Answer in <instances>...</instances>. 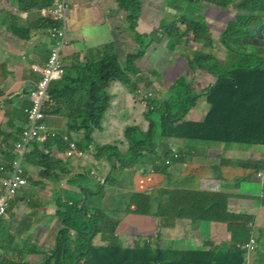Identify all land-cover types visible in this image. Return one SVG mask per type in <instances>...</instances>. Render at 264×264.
<instances>
[{"label": "trees", "instance_id": "obj_1", "mask_svg": "<svg viewBox=\"0 0 264 264\" xmlns=\"http://www.w3.org/2000/svg\"><path fill=\"white\" fill-rule=\"evenodd\" d=\"M43 1L11 0V4L21 10L52 4V0ZM177 1L178 11L173 20L160 25L151 34L142 35L136 27L140 21H145L144 10L149 0H109V14L104 23L111 41L96 49L95 54L90 51L87 55L70 57L67 64L64 61L62 78L51 84L50 98L43 108L45 122L52 125L54 120L65 119L66 127L60 130L49 128L47 124L45 139L31 142L23 167L33 166L40 170L37 176H30L31 180L48 184L58 175H67L66 183L71 185L78 181L81 185L83 180L92 178L90 166L101 162L109 164L110 169L104 174V183L98 182L94 188L82 187L78 198L68 193L56 197L58 216L72 231L67 241L76 246L71 251L72 262L69 263L65 258L66 230L64 233L58 231L57 250L51 255L45 252L43 264H264L259 251L250 263L236 246L223 251L218 247L184 248L175 244L184 225L196 226L197 221L212 220L227 224L228 228L233 221L239 220L242 234L251 230L257 233L258 250L261 242L264 244V230L259 229L264 223V199L260 205L261 214L228 212L233 207L231 203L236 206L240 199L239 195L226 192L232 189L229 180L237 175L238 167L248 168L238 161L232 164L225 163L221 157L216 159L211 151L212 144L264 146V0ZM200 3L212 4L216 14L221 11L226 12L227 17L234 16L232 22L226 20L229 23L227 30L214 32L217 33L215 37L205 20L195 15L194 4ZM168 5L173 6V0H168ZM113 14L116 16L112 17ZM48 21L51 26L57 23L52 19ZM244 23L250 24L251 29ZM143 38L151 39L149 43L166 39L171 51L178 48L188 51L190 38L197 45L186 58L189 68L179 80L183 94L176 109L165 115V106L157 108V103L150 105L148 99L144 113L148 129L144 132L136 127L125 129L124 139L129 144L126 152H121L115 144L103 143L95 147L94 154L84 153L86 146L94 140V132L103 129L104 114L111 100L106 85L116 79L132 91L140 80L148 84V75L139 77L141 69L136 66V61L145 55L144 51L136 49L137 45H142ZM250 44L255 45V49ZM222 49L227 54L224 60L219 58ZM190 71H195V75ZM134 96L138 101V94L134 92ZM196 98L204 99L208 106L203 120H183L184 110L189 105L193 109ZM10 101L6 99L1 105ZM6 113L8 120L0 122V154L9 162L21 133V127L14 119L20 118L24 109L15 107L14 113L12 109ZM157 114L160 122L153 119ZM64 136L76 140L75 146L78 150L84 149V155L71 152L69 140ZM162 144L190 147L189 151L195 155L198 190H161L155 197L148 194L158 189L155 184L158 173L168 177L166 169L169 166L165 162L172 155L165 148L163 155L167 158L160 159ZM202 148H207L204 151L207 153L200 155ZM185 151L187 149L181 150L180 155ZM54 153L61 156L55 157ZM158 165H161L159 170ZM147 168L153 172L149 173ZM240 179L248 180L242 175ZM258 182L260 185V180ZM114 189L117 193L110 196ZM141 202L143 207L137 210L135 204ZM213 207L218 211L210 210ZM117 213L121 216L114 217ZM128 214L137 219L148 217L149 222L167 217L173 227L154 230V240L139 236L136 240L125 241L120 239L118 232L121 217ZM259 215L262 216L260 220ZM4 233L13 238L9 230ZM99 235L102 243L96 244L94 239ZM13 243L9 242L7 246L13 252L3 257L0 264H23L26 252L30 255L36 252L31 242H27L29 250H22L19 244L13 246Z\"/></svg>", "mask_w": 264, "mask_h": 264}, {"label": "crops", "instance_id": "obj_2", "mask_svg": "<svg viewBox=\"0 0 264 264\" xmlns=\"http://www.w3.org/2000/svg\"><path fill=\"white\" fill-rule=\"evenodd\" d=\"M68 1L70 4L68 16L70 19L69 31L71 47L67 50L64 57L66 64L69 62L70 57L75 55H87L90 51H94L95 54L96 49L102 48L105 44H107H102L100 42V38L103 37L104 34L107 37L105 30L110 35V32L104 23V20L108 18L107 14H109V0ZM34 2L44 1L34 0ZM47 7L48 6H43L41 8L21 10L20 8L13 6L11 4V0H0V122L8 120L6 112L10 109H12V112L14 113L15 107L24 109L31 104L26 95L30 90V86H34L40 79L41 74L39 73V70L45 67L51 46V42L48 37V32L51 28V25L48 19H52V16L50 14L45 16V10ZM146 8L144 10L146 14L145 21L143 23L140 21L141 24L139 32H141L142 35L152 29L147 23L149 20L148 16L150 17L152 14ZM102 17H104V19ZM45 21H47V23ZM106 91H108V94L111 97L110 102L113 100V104L111 107L107 108L104 114L103 129L95 131L93 137L94 140L97 139L98 144H115L121 152H126L127 143L123 136L125 128L136 126L144 132L147 130L148 125L141 116L140 112L137 110L138 104L131 102L133 96L130 93V90L127 91V88L121 85L119 82H112ZM9 98H12L13 100H11L9 103H6L5 105H1L4 100ZM194 111L200 113V111L197 109H194ZM203 113L204 112L200 113L201 118L194 119L193 115L188 118V120L202 121ZM131 116L133 119L130 118ZM14 121L16 124H19V127L22 128L27 121V115L24 113L20 118H15ZM52 123V125L47 123L49 128H58L60 130H64L66 127L65 119H59L58 121L54 120ZM119 132L120 135L117 134ZM168 146L169 153L172 155V158L167 159L165 162L169 166L168 169H166L168 172V177L164 176L162 173H158V178L155 180V184L158 186V189L148 193L151 197H155V194L161 192V190L178 189L188 191L199 189V178L195 171V155L189 151L190 147L186 144H168ZM183 149H187V151H185L183 155H180L181 150ZM205 150H207V148H202L203 152H199V154L201 155L207 153L204 152ZM211 151L215 155L216 159L221 157L224 161H226L225 163L232 162V164L238 161L239 163H244L248 168L242 169L238 167L236 172L237 175L229 180L231 185L235 183H240L241 185L247 184V190H249L251 183H253L255 187H260L258 180L255 179L257 171H254L255 169H253V167H261L264 164V160L262 159L264 156V146L243 147L235 144H232L231 146H225L224 144H212ZM159 156L161 160H165L167 158L163 155V151H159ZM259 163H261L260 166ZM0 165H7L5 156L3 154H0ZM160 166L161 165L157 166L158 170ZM107 167L109 168V164ZM147 169L149 173L153 172L152 169ZM25 171L26 175L28 173L30 176L31 174L37 175L39 169L31 166L28 169H25ZM28 175V182H30L31 178H29ZM240 175H242L244 179L247 178L249 181L240 179ZM1 176L2 173L0 172V177ZM240 180H243L244 183L243 181L240 182ZM89 183H92V178L90 179ZM48 185L23 188L17 192L15 198L12 200L8 211L9 216L13 215V217H11V222L18 224L22 228H26L25 235L19 237L15 231V228L6 227V230L14 229L15 238L13 240H15L16 243L22 245L23 243L31 242L32 246L35 247V235L37 233L35 229L38 228V230H40V228L43 227L45 223V219L40 213L44 212L45 208L47 209V213L50 215V217L54 215L52 206L47 205V200L49 197H53L51 194V189L54 188L55 185L53 183H49ZM90 185L91 184L88 186L86 184H82L79 186V188L85 186L89 187ZM58 188L65 192L70 190L66 188V185L61 183H59ZM143 188L144 185L141 186V189ZM226 192L230 194H236L231 191ZM112 194H116V191H111L110 196ZM73 195L81 196V193L79 192L78 194ZM252 195L255 196L256 194ZM34 199L40 202L41 207L37 206L36 208L32 209L25 206ZM233 201L238 202L237 199H233ZM135 205L136 209L139 210V207H143V202ZM109 206L110 202L108 207ZM231 206L233 207L230 209L236 208L239 206V203H236V206L231 203ZM164 208L165 207L162 206V209ZM210 210L218 211L214 207L210 208ZM260 210L261 209L250 213L252 215H256L260 212ZM243 214L249 213L245 212ZM115 215H118L117 217L121 216L120 213ZM258 219H262V216L259 215ZM172 227L173 224L167 217H159L156 220L151 219L149 222L148 217L143 216L137 219L134 217V215L128 214L121 217L118 234L120 239L123 238L125 241L136 240L139 236L154 240V230H161V228L169 229ZM226 227L227 224L225 225L215 220L197 221L196 226L186 224L182 227V235L179 238V241L175 242V244L181 245L184 248H187L190 245L205 248L217 247L216 242H212V239L209 242H200L201 239L199 237V228L216 231V236H218L228 234L226 233ZM186 229H189L191 233L194 232L196 237L195 240L185 239V236L187 235ZM122 231H124L123 235ZM245 231L247 232V230ZM45 236L43 241L44 243ZM27 238H29V241ZM0 240L7 241L9 239L5 237L3 238L2 236ZM51 242L47 244H50ZM95 242L99 244L98 239ZM100 243H102L101 239ZM14 245L16 244L13 243V246ZM228 248L229 247H226L222 250L225 251ZM45 249L48 251L47 247ZM0 250L3 251L1 248ZM31 260L41 262L43 258H37L34 255H30L28 264L35 262Z\"/></svg>", "mask_w": 264, "mask_h": 264}, {"label": "rangeland", "instance_id": "obj_3", "mask_svg": "<svg viewBox=\"0 0 264 264\" xmlns=\"http://www.w3.org/2000/svg\"><path fill=\"white\" fill-rule=\"evenodd\" d=\"M177 2H178L177 0H173V6H169L168 0H149L148 8L146 9H148L152 15L150 17L148 16L149 20L147 23L152 28V31H154L160 25L164 26L165 23L170 22L171 20L175 18L176 11H178V9L176 8ZM212 7H213L212 4L209 5L207 3L194 4V9L196 11L195 15L200 16L203 20H205L207 26L211 28L210 31H213V33L223 32L227 30L228 24L233 21L234 16H231V18L227 17L228 14L226 12H221V11L217 13L218 14L217 15L215 13L216 11ZM103 16H104V13H103ZM115 16L116 15L113 14L112 17H115ZM102 18L104 19V17ZM226 20H228L229 23ZM45 22L47 23V21ZM238 24L240 23L238 22ZM244 24L245 26H247L248 29H251L250 24L248 23H244ZM139 29H140V25L138 23V26L136 27V31L139 32ZM131 31H132V28L128 29L129 33ZM105 32L107 34V37L104 34V36L100 38V42L102 44L109 43L111 41L109 33L106 30ZM214 34L216 37L217 33H214ZM150 40L151 39L143 38L142 45L136 46L137 50L145 52L144 57L136 61V66L141 69L139 72V77L141 76L144 77V75L146 74L148 75L149 82L148 84H145L143 81H141L137 77V79L140 80V83L136 81L138 84L131 91V94L133 96V99L131 102L132 103L137 102L138 104L137 110L138 112H140L143 118H144L145 109L148 105V99L151 100L150 105L154 102L157 103V108H160L161 106H165V110H166L165 115L171 114L176 109L175 105L179 101V97L183 94L182 86L179 80L180 78L183 77L184 73L187 71L188 63L186 62V58L187 56H190L191 52H193V50L197 47V45L194 43V41L191 38L188 41L189 43L188 51L182 48H178L177 51H171L167 47L166 39L162 41L152 40L153 42L149 43ZM250 45H252L253 46L252 48L255 49V45L253 44H250ZM235 46H239V45H235ZM226 55H227L226 51L223 49L219 52V58L222 60L226 58ZM190 73L191 75H195V71H190ZM112 82H117V80L114 79ZM112 82H109L106 85V89L111 85ZM31 89H33V86H30V90ZM129 90L131 89L127 88V91ZM137 90H140V93H137ZM134 92L138 94V101L134 96ZM9 100H13V99L9 98ZM196 102L197 104L193 109H191V105H189L190 107L184 110L183 117H182L183 120H187L193 115H194V119L201 118V114H200L201 112H204L202 114V118L204 117L205 111L208 106L205 104L204 99L198 100L196 98L194 100V104ZM112 104H113V100L109 103V107H111ZM194 109H197L198 111H200V113L195 112ZM130 118H132V116ZM153 119L156 122H160V115L158 114L154 115ZM144 120L146 121L145 118ZM146 123L148 125L147 121ZM130 127H136V126H130ZM147 129H148V126H147ZM117 134L120 135V132ZM123 136H124V132H123ZM64 137L66 140H69L68 144H77L76 140H72L70 138L68 139L67 136H64ZM101 145L102 144H98L97 139L93 140L92 144H90L89 147L86 146L84 153L90 152L91 154H94L95 147L101 146ZM162 145L163 146L159 148V151H163L165 150V148L169 149V147L166 144H162ZM128 147H129V144H127V150H128ZM53 156L58 157L61 155L59 153H54ZM262 159L264 160V156L262 157ZM99 163L100 164H98L97 166H90V169H89V172L90 173L92 172L93 174L91 175L92 180H96L93 183H91V185L89 186L91 188H94L95 184H97L98 182L104 181V174L108 170L107 165H104L101 162ZM259 173H261V171L256 173L255 179L260 180L261 188L255 187L254 184L251 183L249 190H247L248 189L247 184L246 185H241L240 183L232 184V187H231L232 189L230 191L240 196L239 206L236 208L230 209L228 212L243 214L245 212L250 213V212H254L260 209V205L262 203V200L264 199V190H262V188L264 187V176L263 175L259 176ZM37 175L31 174L30 176H37ZM30 176L28 175L29 178ZM66 178H67V175H58V177H54V179H51L50 183H53L55 186L54 188L51 189V194L53 195V197L51 198L49 197V199L47 200V205L52 206L54 215L50 217V215L47 213V209L45 208H44V212L40 213L45 219V223H44V226L40 228V230H38V228L35 229L37 233L35 235L36 236V246H35L36 252L34 256L37 258L45 259V256H46L45 252H49L48 255L53 254V250L54 252L57 250L56 236L58 234V231L61 233H64L63 231L66 230L65 237L63 236L64 242H65V258L68 260L69 263L72 262V258H71L72 252L71 251L72 249L75 248L76 243L74 244V243L67 241V238L72 231L70 230L68 225L63 224L61 222V219L58 216V213H57L58 199L56 197L58 195L65 194V193H68L69 195L78 194L81 191V188H79V186H81L82 184H86L88 186L90 183L87 180H83L81 185L78 183V181L77 183L74 182L71 185H68V183H66ZM59 179H61L62 182H60ZM59 183L66 185V188L70 190H68L67 192L62 191L60 188H58ZM48 184H41L40 181H35L32 179L30 180L28 187L29 188L32 186L41 187V186H45ZM114 190L117 191L116 189ZM252 194H256V195L253 196ZM75 196H77V198L79 197L78 195H75ZM25 206L28 208H32V209L36 208L37 206L41 207L40 202L36 201L35 199L29 202ZM61 211H63V208L61 209ZM117 216L118 215H114V217H117ZM11 217H13V215L9 216L7 214V216L4 218L1 224L2 234L6 230V227H9V228H15V231L19 237L24 236L26 233V228H22L18 224L11 222ZM255 228H257V226H255L254 229ZM259 229L264 230V223L259 226ZM12 230L14 232V229ZM186 231H187V235L185 236V239L187 240L196 239L194 232L191 233L189 229H186ZM226 232L228 233L227 235L216 236V231H210L208 229L199 228V237L201 239L200 242H209L212 239V242H216V245L219 250H222L226 247L236 246L237 248H239L245 253V260H248L250 263H253L254 257H256V252L259 251L260 255L262 256L264 260V244L263 242H261L262 246L258 250V241L256 240V236H257L256 232L254 233V231L251 230L248 233L242 234L239 220L233 221L230 224V228L226 227ZM44 236H45V243L43 242ZM97 239L99 242L98 236L95 237L94 242ZM240 239L243 241H240ZM251 239L254 240V243L251 245L252 249H250V245L246 246V244H248ZM27 240L29 241V238H27ZM49 242L51 243L47 244ZM46 247L48 248V251L45 249ZM196 247L200 248L199 246H194V245H190L187 248H196ZM0 248L3 249V251L0 250V260L3 257L13 252V251H10L8 248H2V247ZM21 249L29 250V244L23 243L21 245ZM29 256L30 254L27 252L24 254V261L22 262L23 264L29 263ZM35 260H31V261H35ZM32 264H43V263L42 261L41 262L35 261Z\"/></svg>", "mask_w": 264, "mask_h": 264}, {"label": "built area", "instance_id": "obj_4", "mask_svg": "<svg viewBox=\"0 0 264 264\" xmlns=\"http://www.w3.org/2000/svg\"><path fill=\"white\" fill-rule=\"evenodd\" d=\"M68 8L69 5L66 0H54L53 5L45 11L58 24L49 29V36L53 45L46 66L41 70L40 79L26 95L31 104L25 108L27 121L21 128L20 137L14 145L13 158L7 162V165L0 166V170L6 175L0 182V223L8 212L10 200L14 193L28 185L23 162L31 142L36 139L44 140L48 133L43 108L50 98L49 89L51 84L62 78L63 56L71 43ZM137 93H140V90H137ZM70 145L73 151L80 156L83 155V151L78 150L75 144ZM261 175L264 176V171L259 173V176ZM253 243L254 240L251 239L246 246L250 245V249H252L251 245Z\"/></svg>", "mask_w": 264, "mask_h": 264}, {"label": "clouds", "instance_id": "obj_5", "mask_svg": "<svg viewBox=\"0 0 264 264\" xmlns=\"http://www.w3.org/2000/svg\"><path fill=\"white\" fill-rule=\"evenodd\" d=\"M66 1H67L68 5H69V8H70L69 1H68V0H66ZM53 2H54V0H52V4H51L50 6H48L47 9H49V8L53 5ZM69 8H68V11H69ZM47 9H46V10H47ZM46 10H45V11H46ZM45 16H48V15L45 13ZM68 18H69V16H68ZM52 20L55 21L53 18H52ZM69 20H70V19H69ZM55 22H57V21H55ZM57 24H58V22L55 23V24L53 23L52 26H53V25H57ZM52 26H51V27H52ZM69 28H70V27H69ZM151 31H152V29H150V30H149L147 33H145V34H149ZM69 36H70V31H69ZM48 37H49L50 42H51V46H50V50H51V47H52L53 44H52V40H51V38H50V36H49V32H48ZM162 40H163V39H162ZM162 40H160V41H162ZM70 41H71V40H70ZM70 47H71V43H70L69 48H70ZM69 48H67L66 51H65V54H64V56H63V62H64V57H65V55H66V52H67V50H68ZM50 50H49V54H50ZM49 54H48V57H49ZM47 60H48V58H47ZM45 66H46V65H45ZM44 68H45V67H44ZM44 68H41V70L44 69ZM41 70H39V73H40V74H41ZM137 76H138V75H137ZM25 108H26V107H25ZM25 108H24V113H25ZM25 114H26V113H25ZM26 115H27V114H26ZM80 150L84 151V149H82V148H81ZM70 151H71V150H70ZM71 152H73V153H77V152H75V151H71ZM77 154H78V153H77ZM78 155H79V154H78ZM79 156H80V155H79ZM6 162H8V161H6ZM106 165H108V164H106ZM0 166H1V165H0ZM23 168H24V167H23ZM108 169H110V165H109V168H108ZM24 170H25V168H24ZM254 171H257V172H260V171L262 172V171H264V164H263L260 168L255 169ZM0 172L2 173V176L0 177V182H1V180H2L3 178H5L6 175H5V173L2 172L1 170H0ZM257 172H256V173H257ZM25 177H26V179H27V181H28V178H27V175H26V171H25ZM95 179H96V177H95ZM94 181H96V180H93V182H94ZM99 183H104V181H103V182H99ZM28 184H29V182H28ZM95 185H96V184H95ZM26 187H28V185H27ZM26 187H24V188H26ZM21 189H23V188H21ZM21 189H20V190H21ZM18 191H19V190H18ZM18 191H17V192H18ZM17 192H15L14 195H13V197L11 198V200H10V205H11L12 200L15 198ZM10 205H9V208H10ZM8 211H9V209H8ZM7 214H8V212H7ZM7 214H6V216H7ZM6 216H5V217H6ZM5 217H4V218H5ZM4 218H3V220H4ZM3 220H2L1 223H0V238L3 236V238L5 237V238H7V239H9V240H7V241L0 240V242H1V243H0V247H2V248H7V246L9 245V242H15V240H13V239L15 238V235H14V232H13L12 229H7V230H9L10 233L13 235V238H8V237L6 236V234L4 233L6 230L3 232V235L1 236V234H2V231H1V224H2ZM98 237H99V242H98V243L101 244V243H100V239H101V238H100V235H99ZM11 239H12V240H11ZM15 243H16V242H15ZM95 243H96V242H95ZM17 244H18V243H17ZM96 244H97V243H96ZM19 245H20V244H19ZM20 246H21V245H20Z\"/></svg>", "mask_w": 264, "mask_h": 264}]
</instances>
